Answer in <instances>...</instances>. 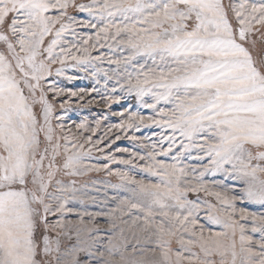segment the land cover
<instances>
[{
  "label": "snow or ice",
  "instance_id": "obj_1",
  "mask_svg": "<svg viewBox=\"0 0 264 264\" xmlns=\"http://www.w3.org/2000/svg\"><path fill=\"white\" fill-rule=\"evenodd\" d=\"M97 45L128 54L110 74ZM89 66L154 113L112 128L156 125L159 147L86 162L107 133L66 128L59 98L88 90L51 77ZM0 264H264V0H0Z\"/></svg>",
  "mask_w": 264,
  "mask_h": 264
},
{
  "label": "rangeland",
  "instance_id": "obj_2",
  "mask_svg": "<svg viewBox=\"0 0 264 264\" xmlns=\"http://www.w3.org/2000/svg\"><path fill=\"white\" fill-rule=\"evenodd\" d=\"M82 2L91 3V0H82ZM77 18L89 19L87 13H80L78 14ZM95 32L96 29H92V28H77L76 39H79L80 36H86V35L94 36ZM67 39L69 41H72L73 37L69 35ZM101 42L111 43V41H107V42L101 41ZM127 54H128L127 51H124L123 53L120 52L119 50L110 51L107 46L100 47L99 45H97L95 49L91 50L92 57H101V60L96 61V66H98L101 69L109 71L110 74L112 70L116 69V65L109 64L108 60L110 58L116 59L119 58L120 56H126ZM140 62L142 63L143 61ZM68 63L71 64L72 61L69 60ZM131 70L132 69L129 68V71ZM91 71H92L91 66H89L88 71H81L79 68H67L63 76H56L55 74H53V77H51V79L54 80L59 87L71 89L73 91H79L81 88L88 90V94L84 95L83 100H81L79 97H72L70 95H65L59 98V100L61 101L63 100L68 101L64 109H61L58 103L57 111H56L57 115L64 116L63 123L65 124L66 128L71 127L72 131L75 133L77 132L75 125L81 123L82 121H86L89 131H86L83 134L85 136L92 135V140L94 142L99 140L101 137H105V133H107V136L104 138L103 142L97 146L99 148H102L103 152L93 150L91 158L86 162L92 164L108 163V161L105 159V155L108 153H113L117 156H123L124 158H128V153H118L115 151L117 148H129L130 150L138 151L141 154H144V152L147 149L142 147L139 142L129 139V137H131L132 135L140 137L141 141H143V144L146 145H150L152 142L155 141L157 142V145L159 147V138L155 134L160 133L161 129L156 125L149 124L147 127L142 126L139 132H136L135 130L122 131L116 128H112V125L120 124L122 120L121 116L113 115V113L125 112L124 118L127 117L128 111L139 112L141 115L144 116H151L154 115V113L151 109L144 108L142 104L137 100L134 94H129L126 91L121 90L118 85H116L117 91L115 93H112L111 89L114 86L115 81H108V87L105 88L104 87L105 80L103 74L101 73L98 76L93 77L91 75ZM119 71L121 72L124 71L123 66H121ZM70 76L76 77V79L69 80L67 77ZM97 80H99V83H97ZM93 88L98 89V91H92ZM108 95L119 96L120 97L119 102H110V106H109V103H106L104 99ZM144 99L149 103L152 102L150 96L145 97ZM89 101H92V103H88ZM159 106L170 107V105H165L163 102ZM97 120L100 121L98 127L96 125ZM91 128L97 129L95 134H93L90 131ZM110 128L112 130L109 132ZM117 135L121 137L119 140H115V137ZM145 137H148L150 139H144ZM113 140H115V143H111ZM109 144H111V147H107V145ZM163 146L167 147V143L165 142ZM88 147H90V145H85V148ZM193 155H195V153H193ZM162 159H167V158H162ZM183 162L186 164L195 163L194 160H189L187 158H185ZM111 167L113 169L120 168L121 170H126L123 165L112 164ZM133 174L136 175L138 179L142 177L148 178L146 174L139 173L136 170H133ZM220 178H221L220 176H217L210 179L219 180ZM82 179L88 182L89 184H91L92 181H95L99 186H103V184L105 183H111V184L119 183L117 177L115 176L110 177L106 174V172H92L89 173L87 176L83 177ZM225 185L232 186L231 182L228 181L225 182ZM109 194H111V191L109 192ZM190 198L194 199L195 197H190ZM201 199H209L212 202H215L214 198L204 197L203 194H201ZM238 206H244V205H240L238 202ZM90 210L92 209L90 208ZM253 210H258V208Z\"/></svg>",
  "mask_w": 264,
  "mask_h": 264
}]
</instances>
